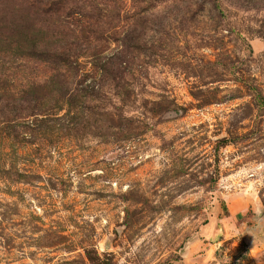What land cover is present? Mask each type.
<instances>
[{"label":"rangeland","instance_id":"1","mask_svg":"<svg viewBox=\"0 0 264 264\" xmlns=\"http://www.w3.org/2000/svg\"><path fill=\"white\" fill-rule=\"evenodd\" d=\"M0 264H264V0H0Z\"/></svg>","mask_w":264,"mask_h":264},{"label":"trees","instance_id":"2","mask_svg":"<svg viewBox=\"0 0 264 264\" xmlns=\"http://www.w3.org/2000/svg\"><path fill=\"white\" fill-rule=\"evenodd\" d=\"M245 247L247 248V246H246V245H245ZM246 248H244V249H246ZM242 249H243V248H241L239 251L241 252V251H242Z\"/></svg>","mask_w":264,"mask_h":264}]
</instances>
